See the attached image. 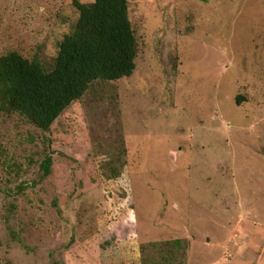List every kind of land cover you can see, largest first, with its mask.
I'll return each instance as SVG.
<instances>
[{"label":"rangeland","instance_id":"374dc122","mask_svg":"<svg viewBox=\"0 0 264 264\" xmlns=\"http://www.w3.org/2000/svg\"><path fill=\"white\" fill-rule=\"evenodd\" d=\"M127 1L131 77L0 113V264H264V0ZM76 2L0 0V58L53 69Z\"/></svg>","mask_w":264,"mask_h":264},{"label":"trees","instance_id":"16d2710c","mask_svg":"<svg viewBox=\"0 0 264 264\" xmlns=\"http://www.w3.org/2000/svg\"><path fill=\"white\" fill-rule=\"evenodd\" d=\"M75 4L79 21L61 43L53 69L46 71L39 60L17 52L0 58V113H19L49 131L94 83L133 75L138 46L128 1ZM51 162L49 157L42 165L45 176L50 174Z\"/></svg>","mask_w":264,"mask_h":264}]
</instances>
